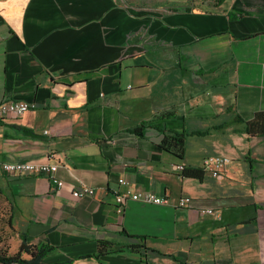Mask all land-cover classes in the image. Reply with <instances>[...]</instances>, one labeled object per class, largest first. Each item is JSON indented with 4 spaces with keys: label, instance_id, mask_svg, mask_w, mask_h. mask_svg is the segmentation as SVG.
I'll return each mask as SVG.
<instances>
[{
    "label": "crops",
    "instance_id": "crops-1",
    "mask_svg": "<svg viewBox=\"0 0 264 264\" xmlns=\"http://www.w3.org/2000/svg\"><path fill=\"white\" fill-rule=\"evenodd\" d=\"M8 101L30 109L0 119V165L58 166L0 169L19 246L51 244L50 264H264V137L244 126L264 111V0H0ZM170 133L183 159L161 147ZM210 156L230 159L220 178L175 168ZM125 188L191 202L119 214Z\"/></svg>",
    "mask_w": 264,
    "mask_h": 264
},
{
    "label": "built area",
    "instance_id": "built-area-1",
    "mask_svg": "<svg viewBox=\"0 0 264 264\" xmlns=\"http://www.w3.org/2000/svg\"><path fill=\"white\" fill-rule=\"evenodd\" d=\"M30 109V105L24 101H8L0 103V119L8 117H18L26 113ZM230 162V159L222 156H210L204 159L203 171L208 172L215 178L221 177L222 168ZM177 170H184V165L175 166ZM0 169L6 174H45L54 179V174L58 169L56 164L51 163H3ZM122 186L127 185L125 179H119ZM58 185L61 187L63 182L59 181ZM94 190L89 187H83L73 191V196L81 198L86 195H93ZM116 210L119 214H123L125 207L129 201H139L151 205H165L172 207H186L190 204L191 198L189 196H180L174 200L167 195H158L151 191L131 190L125 188L123 191L115 195ZM202 213L215 214L212 209L202 210Z\"/></svg>",
    "mask_w": 264,
    "mask_h": 264
},
{
    "label": "trees",
    "instance_id": "trees-1",
    "mask_svg": "<svg viewBox=\"0 0 264 264\" xmlns=\"http://www.w3.org/2000/svg\"><path fill=\"white\" fill-rule=\"evenodd\" d=\"M173 115L168 113L167 116ZM245 132L254 137H264V111L255 113L252 119L244 121ZM138 134H142V128L134 130ZM161 147L174 154L180 159L185 155V135L179 133L165 134L160 143ZM204 172L200 169L185 168L183 175L186 177L201 178ZM2 194V193H0ZM21 244L19 250L14 254H7L0 252V264H50L46 263L45 259L55 250V247L49 243L41 245L30 244L28 236L25 233H20ZM98 254L102 255L111 249L108 242H99ZM90 257V256H86ZM83 258V257H82ZM73 260L65 262L51 263V264H72Z\"/></svg>",
    "mask_w": 264,
    "mask_h": 264
},
{
    "label": "rangeland",
    "instance_id": "rangeland-1",
    "mask_svg": "<svg viewBox=\"0 0 264 264\" xmlns=\"http://www.w3.org/2000/svg\"><path fill=\"white\" fill-rule=\"evenodd\" d=\"M17 229L7 201L0 195V252L14 254L19 250Z\"/></svg>",
    "mask_w": 264,
    "mask_h": 264
}]
</instances>
